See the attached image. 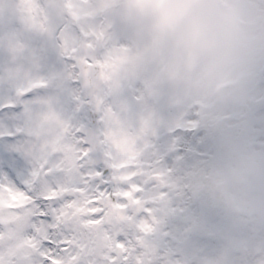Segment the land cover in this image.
I'll use <instances>...</instances> for the list:
<instances>
[{
	"label": "clouds",
	"instance_id": "9594fccd",
	"mask_svg": "<svg viewBox=\"0 0 264 264\" xmlns=\"http://www.w3.org/2000/svg\"><path fill=\"white\" fill-rule=\"evenodd\" d=\"M109 17L137 76L106 106L147 121L150 151L178 137L193 149L162 161L163 250L177 264H264V0H113ZM56 67L50 91L68 107L110 83Z\"/></svg>",
	"mask_w": 264,
	"mask_h": 264
},
{
	"label": "snow or ice",
	"instance_id": "6c2138e0",
	"mask_svg": "<svg viewBox=\"0 0 264 264\" xmlns=\"http://www.w3.org/2000/svg\"><path fill=\"white\" fill-rule=\"evenodd\" d=\"M90 7L0 0V108L16 118L0 123V137L14 138L0 162V264H177L161 260L153 205L170 170L150 151L147 121L106 106L110 83L88 99L72 93L70 107L50 91L59 61L75 80L103 65L80 15Z\"/></svg>",
	"mask_w": 264,
	"mask_h": 264
},
{
	"label": "rangeland",
	"instance_id": "374dc122",
	"mask_svg": "<svg viewBox=\"0 0 264 264\" xmlns=\"http://www.w3.org/2000/svg\"><path fill=\"white\" fill-rule=\"evenodd\" d=\"M85 3L90 4L91 7L81 10L80 15L82 19L89 22L92 26L94 39L98 44L96 51L99 52L102 58L103 65L101 67L106 80L110 81L114 90L120 89L125 83L130 85L137 76V69L129 58L127 45L120 42L115 32L111 30L109 10L113 0H85ZM5 96L6 93L0 90V100H3ZM14 111L0 114V123L9 127L14 125L16 122ZM9 142L4 137H0V162L5 159V146ZM192 150V146L187 141L182 142L181 138L178 137L177 142L162 154L163 161L167 163L169 153H176L177 156H182L184 152ZM159 247L161 248V260H163L165 251L163 250L162 242H159Z\"/></svg>",
	"mask_w": 264,
	"mask_h": 264
}]
</instances>
